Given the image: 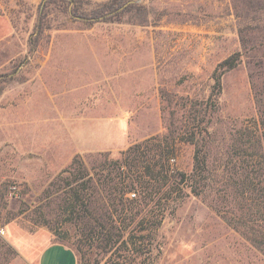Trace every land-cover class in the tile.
Returning <instances> with one entry per match:
<instances>
[{
	"label": "rangeland",
	"instance_id": "rangeland-1",
	"mask_svg": "<svg viewBox=\"0 0 264 264\" xmlns=\"http://www.w3.org/2000/svg\"><path fill=\"white\" fill-rule=\"evenodd\" d=\"M113 2L0 0V264H36L27 248L49 242L72 247L79 264L117 260L79 250L78 226L61 206L77 184L67 183L65 169L75 158L91 168L100 153L121 158L171 123L179 128L191 101L218 104L203 142L210 186L162 199L167 208L151 201L143 213L163 217L155 231L136 233L150 241L143 258L264 264V247L228 224L211 190L233 136L257 117L249 65L264 52V0H126L96 16ZM242 37L250 57L224 73L212 95L219 62L243 49ZM194 153L182 140L170 161L189 174Z\"/></svg>",
	"mask_w": 264,
	"mask_h": 264
},
{
	"label": "trees",
	"instance_id": "trees-1",
	"mask_svg": "<svg viewBox=\"0 0 264 264\" xmlns=\"http://www.w3.org/2000/svg\"><path fill=\"white\" fill-rule=\"evenodd\" d=\"M125 3L126 0L113 2L107 12L96 16L117 11ZM248 43L242 37L243 49L219 62L214 72L212 95L221 92L224 73L237 67L244 56L250 57ZM260 46L264 47V40ZM257 56L252 57L253 61ZM258 59L249 65L257 117L244 123L233 136L223 163L222 178L211 190L217 195L228 224L254 246L264 247V52ZM217 110L216 101H191L185 105L179 128L172 127L171 123L167 134L129 146L122 151L121 158L111 159L108 153H100L91 168L81 159L73 160L65 171L73 176L67 183L76 181L77 184L62 199L61 206L78 226L79 250L94 251L99 260L110 252L111 255L116 253L117 260L108 258L111 264H147L143 256L147 253L149 238L136 233L148 227L155 231L163 213L148 216L143 213L144 209L156 197L157 205L163 209L168 205L162 199L169 201L174 194L173 200H177L210 186L206 181L210 172L208 152L203 142L209 134V116ZM182 140L195 144L194 165L189 174L170 161ZM85 177L87 179L80 181ZM133 223L135 227L129 230Z\"/></svg>",
	"mask_w": 264,
	"mask_h": 264
},
{
	"label": "crops",
	"instance_id": "crops-1",
	"mask_svg": "<svg viewBox=\"0 0 264 264\" xmlns=\"http://www.w3.org/2000/svg\"><path fill=\"white\" fill-rule=\"evenodd\" d=\"M35 257L36 264H79L75 250L62 242H49L27 248Z\"/></svg>",
	"mask_w": 264,
	"mask_h": 264
}]
</instances>
